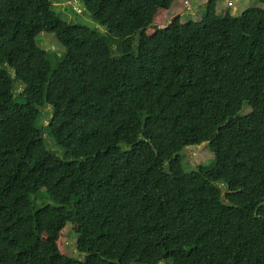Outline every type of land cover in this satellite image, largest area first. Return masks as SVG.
Here are the masks:
<instances>
[{
	"label": "trees",
	"instance_id": "trees-1",
	"mask_svg": "<svg viewBox=\"0 0 264 264\" xmlns=\"http://www.w3.org/2000/svg\"><path fill=\"white\" fill-rule=\"evenodd\" d=\"M174 1L0 0V264H264V9L148 35Z\"/></svg>",
	"mask_w": 264,
	"mask_h": 264
},
{
	"label": "rangeland",
	"instance_id": "rangeland-1",
	"mask_svg": "<svg viewBox=\"0 0 264 264\" xmlns=\"http://www.w3.org/2000/svg\"><path fill=\"white\" fill-rule=\"evenodd\" d=\"M55 3V8L59 12L60 17L63 20L71 22L75 25H84L88 28H99L98 26L84 11L81 4V0H52ZM191 2V0H175L171 7L167 10L161 9L157 12L155 20L151 26L147 29V34L152 35L158 29L163 28L172 19L180 18L183 21L189 20L196 21L202 18L204 14L205 5L204 0H196ZM247 8H260L264 9V3H258L255 0H216V14L223 15L229 13L231 15H240ZM44 34L39 36V41ZM42 44L47 50V58L51 62L52 66H55L62 58L63 52L57 48L54 43L48 41V38H43ZM50 107L45 108V112H49ZM48 120L44 119L43 124H47ZM182 164L185 171L194 169L197 165L210 166L214 162L211 160L213 158L212 152L209 150L207 144H202L198 147H187L181 151ZM211 160V161H210ZM41 182L38 173H32L26 180L25 185L30 188H38ZM70 225H66L64 229L60 232L59 239L57 241L58 247L62 254L67 256L75 257L81 259L82 255H79L76 250V235L72 231ZM165 264V263H161Z\"/></svg>",
	"mask_w": 264,
	"mask_h": 264
}]
</instances>
